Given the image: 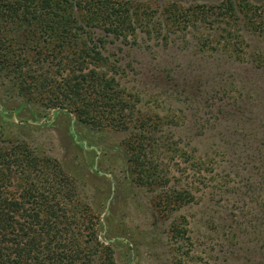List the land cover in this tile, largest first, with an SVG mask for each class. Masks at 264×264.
<instances>
[{
  "label": "rangeland",
  "instance_id": "1",
  "mask_svg": "<svg viewBox=\"0 0 264 264\" xmlns=\"http://www.w3.org/2000/svg\"><path fill=\"white\" fill-rule=\"evenodd\" d=\"M131 1L148 4L157 16L167 5L221 0ZM180 30L165 40L140 31L125 42L108 41L103 50L124 67L120 84L140 97L141 110L167 119L151 133L157 139L151 158L168 179L162 186L132 181L121 143L126 131H93L65 111L17 99L4 102L0 116L5 109L13 121L21 116L22 127L10 135L58 159L74 178L95 215L98 239L118 264H254L255 257L244 255L255 244L251 226L264 233V37L244 32L246 46L236 60L199 49V36L209 29ZM161 138L184 154L164 151ZM171 187L187 190L191 200L157 210L155 195ZM175 221L180 238L171 236Z\"/></svg>",
  "mask_w": 264,
  "mask_h": 264
},
{
  "label": "trees",
  "instance_id": "2",
  "mask_svg": "<svg viewBox=\"0 0 264 264\" xmlns=\"http://www.w3.org/2000/svg\"><path fill=\"white\" fill-rule=\"evenodd\" d=\"M172 9L167 5L154 16L148 4L131 0H0V106L17 99L42 111H65L93 131H126L121 143L132 181L162 186L168 179L151 158L157 150L151 133L167 119L141 110L140 97L120 84L125 69L104 53L105 44L134 39L140 31L165 40L181 28L201 26L210 31L199 36V49L239 60L244 32L264 37V1ZM7 110L0 116V264H118L98 239L95 215L74 178L58 159L10 135L23 119L13 121ZM160 142L171 155L184 154L170 139ZM160 191L157 210L191 200L182 188ZM179 223L170 227L173 238L182 234ZM252 227L255 244L244 256L264 264V248L256 247L264 246V233Z\"/></svg>",
  "mask_w": 264,
  "mask_h": 264
}]
</instances>
